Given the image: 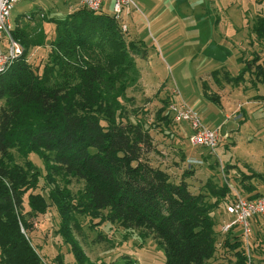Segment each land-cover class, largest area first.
Here are the masks:
<instances>
[{
	"label": "trees",
	"instance_id": "trees-1",
	"mask_svg": "<svg viewBox=\"0 0 264 264\" xmlns=\"http://www.w3.org/2000/svg\"><path fill=\"white\" fill-rule=\"evenodd\" d=\"M22 18L17 17L12 32L24 54L0 73V264H47L28 232L31 218L51 205L60 215L58 231L77 262L84 252L71 222L81 214L138 231L143 240L151 237L165 250L163 264H210L221 244L217 210L221 204L227 209L235 194L228 183L210 179L193 192L185 178L175 181L147 159L155 149L150 129L144 119L132 118L125 104L128 89L141 76L139 44L127 41L114 16L83 5L54 19L52 40L43 28L34 34L36 29ZM256 32L262 38L264 22ZM44 46H50L45 63L30 62V49ZM258 68L257 77L264 81V62ZM247 72H228V80L235 83ZM205 96L219 99L207 89ZM171 100L166 99L158 119L179 123L169 110ZM13 150L28 159L25 164L16 163ZM32 153L42 159L55 187L48 198L32 192L40 179ZM55 175L82 180L84 189L73 196L56 184ZM240 182L251 191L246 197L264 195ZM27 194L30 210L24 213ZM223 241L234 249L236 264H253L242 235L232 229ZM126 258L123 264H139Z\"/></svg>",
	"mask_w": 264,
	"mask_h": 264
},
{
	"label": "rangeland",
	"instance_id": "rangeland-1",
	"mask_svg": "<svg viewBox=\"0 0 264 264\" xmlns=\"http://www.w3.org/2000/svg\"><path fill=\"white\" fill-rule=\"evenodd\" d=\"M134 2L137 6L127 18L126 39L139 44L136 60L141 76L138 84L128 89L130 101L125 104L131 117L144 119L150 129L155 149L147 159L153 166L167 170L175 181L185 178L193 192L200 191L210 179L217 184L228 183L234 194L247 196L251 192L241 186V180L264 193V81L257 77V72L262 70L258 66L264 60V35L261 38L256 32L264 22V0ZM81 6L79 0H21L11 13L12 28L17 17L23 15V23L36 29L34 34L43 28L48 40H52L54 19H64ZM103 11L114 16L113 0L104 3ZM49 52L50 46L34 47L28 60L45 63ZM245 68L248 71L245 79L241 77L235 83L228 80L229 74L238 75ZM215 70L219 72L213 74ZM174 88L181 95L173 94ZM206 89L216 96L224 93L222 105L208 100ZM172 97L177 101L182 97L199 113L204 124L220 128L222 139L214 153L191 144L188 122L174 123L170 119L164 123L158 119L166 99L173 100ZM13 153L19 166L28 160L16 150ZM29 157L40 171L32 192L48 198L49 189L55 187L47 179L45 165L37 154ZM55 176L56 184L73 196L80 195L84 189L82 180ZM28 194L24 213L30 210ZM224 207L220 205L218 215ZM60 220L53 205L30 220L33 229L28 235L47 264H123L126 256L139 264L165 262V250L151 237L143 240L138 231L81 214L76 223L71 222L73 234L84 252V259L77 262L58 231ZM260 224L261 220L254 221L250 236L253 264H264V229ZM216 228L222 245L210 264H236L234 249L224 245L225 234L219 229V220ZM237 233L242 235L239 228Z\"/></svg>",
	"mask_w": 264,
	"mask_h": 264
},
{
	"label": "built area",
	"instance_id": "built-area-1",
	"mask_svg": "<svg viewBox=\"0 0 264 264\" xmlns=\"http://www.w3.org/2000/svg\"><path fill=\"white\" fill-rule=\"evenodd\" d=\"M21 0H0V73L5 72L10 66L20 59L24 54V46L12 35L11 13L17 2ZM107 0H80L81 4L93 12L103 11L104 3ZM134 0H113L114 17L120 22L124 33L129 30L128 17L133 7H136ZM7 40L6 44L2 42ZM173 94L181 95L179 90L174 88ZM173 98V97H172ZM169 110L176 122L186 121L191 126L189 140L194 147H203L213 152L221 142L220 128L209 127L203 123L199 113L183 98L171 100ZM227 212L232 219L222 226V232L227 233L234 228L242 231V241L245 247L248 261H252L253 242L250 239L252 225L258 217H264V195L249 198L235 193L234 200L227 206Z\"/></svg>",
	"mask_w": 264,
	"mask_h": 264
},
{
	"label": "crops",
	"instance_id": "crops-1",
	"mask_svg": "<svg viewBox=\"0 0 264 264\" xmlns=\"http://www.w3.org/2000/svg\"><path fill=\"white\" fill-rule=\"evenodd\" d=\"M80 1V0H79ZM246 16H247V14H246ZM47 25L48 24H45V26L47 27ZM50 26V25H49ZM5 44V41L4 42H2V45H4ZM263 62H264V60H263ZM227 71V70H226ZM227 72H229V71H227ZM212 73H213V71H212ZM231 76H233L232 74H230ZM245 79V78H244ZM261 81V80H260ZM218 82V81H217ZM211 93H215V92H211ZM217 93V92H216ZM219 93V92H218ZM217 96H218V98L219 99H216L215 98V100H211V99H208V100H210V101H212V102H214V103H218V104H220V105H222V100H224V93H220V94H217ZM232 219V216L227 212V210L225 209V208H223V211L220 213V215H219V226H220V228L219 229H221V231H222V226L226 223V222H228V221H230ZM264 218H262V217H258L256 220H261V224H260V226H263V229H264V220H263ZM218 230V229H217ZM234 232L237 234V228H234ZM223 234H226V233H224L223 232Z\"/></svg>",
	"mask_w": 264,
	"mask_h": 264
}]
</instances>
